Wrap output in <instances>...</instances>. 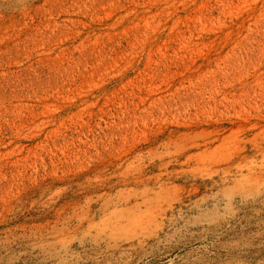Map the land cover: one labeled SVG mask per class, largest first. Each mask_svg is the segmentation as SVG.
<instances>
[{
    "label": "rangeland",
    "instance_id": "1",
    "mask_svg": "<svg viewBox=\"0 0 264 264\" xmlns=\"http://www.w3.org/2000/svg\"><path fill=\"white\" fill-rule=\"evenodd\" d=\"M0 264H264V0H0Z\"/></svg>",
    "mask_w": 264,
    "mask_h": 264
}]
</instances>
